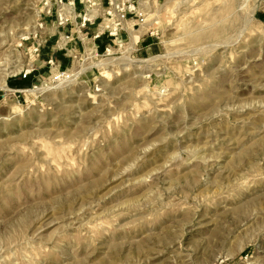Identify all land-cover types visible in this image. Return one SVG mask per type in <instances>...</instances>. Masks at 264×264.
I'll return each instance as SVG.
<instances>
[{"label": "rangeland", "instance_id": "1", "mask_svg": "<svg viewBox=\"0 0 264 264\" xmlns=\"http://www.w3.org/2000/svg\"><path fill=\"white\" fill-rule=\"evenodd\" d=\"M42 7L0 0V77L42 74L0 90V264H264V0L155 1L152 46L68 69Z\"/></svg>", "mask_w": 264, "mask_h": 264}, {"label": "built area", "instance_id": "2", "mask_svg": "<svg viewBox=\"0 0 264 264\" xmlns=\"http://www.w3.org/2000/svg\"><path fill=\"white\" fill-rule=\"evenodd\" d=\"M84 6L83 15H79V21L77 23V31L79 34L83 33V29L87 25H93L98 28V36L103 34H108L110 36L116 37L118 32L124 29L125 24L129 23L131 26V32L138 30L139 28L146 27L148 25V14L152 10V0H107L106 5L102 11V16H94L92 19L90 16L93 14L95 7H98L100 0H81ZM151 1V2H150ZM42 11H41V22L39 26L43 28L44 24H47V20L54 18L57 25L63 28L64 35L59 33L60 39L64 36L67 40L73 39V34L67 32L66 28L69 30L71 26V17L75 10L76 0H42ZM74 19H77L75 17ZM52 20V19H51ZM53 21V20H52ZM153 35V33H150ZM122 41H120L119 47H121ZM87 51H84L86 54ZM109 49L102 55L108 54ZM94 56H100V54L95 53ZM88 57H83L81 63L83 64ZM51 67L55 64L54 60L51 59L48 63ZM35 69H24L20 71L15 76H20L23 79L28 78ZM85 73L79 74L77 77L84 75ZM73 78V74L69 73L67 70H61L58 74L52 76L48 84L49 90L62 88L60 82L62 80L66 81L63 85H69V81ZM21 90V89H20ZM20 92V91H15Z\"/></svg>", "mask_w": 264, "mask_h": 264}, {"label": "crops", "instance_id": "3", "mask_svg": "<svg viewBox=\"0 0 264 264\" xmlns=\"http://www.w3.org/2000/svg\"><path fill=\"white\" fill-rule=\"evenodd\" d=\"M159 1V0H153V2ZM106 0H100L99 5H105ZM81 0H76V6L75 10L73 12V15L71 17V26L69 27V30L66 28V31L68 30L73 34V39H71V43L68 45L66 44L64 47H57L55 50H45L43 56L45 57V61L49 62L51 59L54 60L56 66L58 68H66L68 69L71 65V50L70 46L74 47L76 46V50L74 51L76 53L77 50H83L87 51L88 47L92 49L93 52L98 53V54H104L107 49H114L115 47H119L120 41L125 42V41H132V37H134V41H138L136 43V50L135 53L142 52L143 49H147L148 47L152 46L153 43H151L154 40V35H151L148 33V31L145 30V27L139 28L141 30H144L143 33L138 36L137 34H134L129 30V23L125 24V27L123 30L118 32V35L116 37L110 36L108 34H103V35H97L98 33V28L95 26L96 24L93 25H87L83 29V33L79 34L77 31V23L79 21L78 17L79 15H83L84 12V6L82 5ZM79 5V7H77ZM102 16V13L99 15ZM77 17V19H74ZM264 18V16H262ZM138 29V30H139ZM67 31V32H68ZM137 31V30H136ZM52 36V35H51ZM52 37H48L46 41H50ZM61 41L60 38L57 40V44ZM140 45L142 47H140ZM57 46L53 45L52 47ZM48 49H50V46H47ZM41 71L39 68H35V71L31 73V75L23 79L20 76H14L11 77V79L7 80V83L12 82V87L13 88H26L30 86L35 79L39 76L42 75L40 74ZM9 86V85H8Z\"/></svg>", "mask_w": 264, "mask_h": 264}, {"label": "bare ground", "instance_id": "4", "mask_svg": "<svg viewBox=\"0 0 264 264\" xmlns=\"http://www.w3.org/2000/svg\"><path fill=\"white\" fill-rule=\"evenodd\" d=\"M94 16H95V14H92L90 16V18L92 19ZM111 51H112V49H109L108 53H110ZM155 59H157V56L156 57H148V58H144V59H140V60H134V59H132L130 57H123V60H125V62H123L121 65H129V64L134 65V63H138V67L139 66L141 68L144 67V69L146 67V69H147L149 67V65L152 64L150 62H153ZM115 60L116 59L111 57V58H108L105 61L96 63V65L98 67L103 66L104 69H105V72L107 70L108 74H111L114 71L111 67H113V63H114ZM13 72L14 71H9L8 73H5V74L1 75L2 77H0L1 78L0 79L1 80L0 90H2V91H17V89H11V87H9L7 82H6L7 76H9ZM64 82L65 81L62 80L60 83H64ZM43 89H47V88L43 87L41 90H43ZM48 89H49V87H48Z\"/></svg>", "mask_w": 264, "mask_h": 264}]
</instances>
